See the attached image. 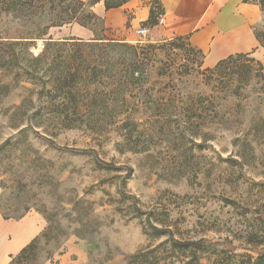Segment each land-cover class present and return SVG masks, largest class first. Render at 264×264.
Here are the masks:
<instances>
[{"label":"rangeland","instance_id":"374dc122","mask_svg":"<svg viewBox=\"0 0 264 264\" xmlns=\"http://www.w3.org/2000/svg\"><path fill=\"white\" fill-rule=\"evenodd\" d=\"M16 14L0 11V208L46 218L30 264L264 256V54L218 66L183 38L64 43L79 24L50 28L43 54L36 37L66 15Z\"/></svg>","mask_w":264,"mask_h":264},{"label":"crops","instance_id":"0c3cea01","mask_svg":"<svg viewBox=\"0 0 264 264\" xmlns=\"http://www.w3.org/2000/svg\"><path fill=\"white\" fill-rule=\"evenodd\" d=\"M87 1V0H85ZM164 15L162 24L151 23V3L146 0H128L119 7L106 9L104 0L93 10L104 20L105 40L133 41L135 38L161 40L183 38L205 56L208 65L237 53L262 56L255 28L263 23L260 5L252 0H158ZM83 39L95 34L91 29L77 25ZM148 28L145 36L138 28ZM2 187L0 185V196ZM47 220L40 212L30 210L19 218L5 217L0 208V264H9L47 228ZM66 262L60 257V264ZM43 264H53L46 260Z\"/></svg>","mask_w":264,"mask_h":264},{"label":"trees","instance_id":"16d2710c","mask_svg":"<svg viewBox=\"0 0 264 264\" xmlns=\"http://www.w3.org/2000/svg\"><path fill=\"white\" fill-rule=\"evenodd\" d=\"M100 0H0V11L1 13H9V14H16L18 11L26 10L28 13H35L36 11H40L41 15L49 16L51 14H54L57 9L59 11L66 15L64 17H60L59 19L56 18H49L46 26L41 30V32L38 34L36 38H48L49 40L46 41L45 49L43 51V54H46L48 51V48L54 43L59 42L54 40V38L50 35L49 37H46V35L49 32V29L52 27H63L65 25H71V24H79L83 27L92 28L93 23H100L102 28L100 34H103L105 26H104V20L102 17L97 15L95 11L93 10V6L99 2ZM128 0H104L106 9H111L114 7H119L123 5ZM257 2L261 10L263 12V23L261 24L264 26V0H257ZM151 3V2H150ZM163 13V9L159 3L158 0H153L151 3V23L155 24L157 22L156 17L158 14ZM17 15V14H16ZM95 37L94 40H104L102 37H98V32H94ZM255 35L261 44V46L264 47V27L262 29H259V27L255 28ZM21 38V37H19ZM31 39L33 37H23ZM72 40L73 42H83V38L81 37H71L64 40L65 42H69ZM88 43V42H84ZM43 54H40L39 56H43ZM253 52L249 53H237L230 55L229 57L221 60L218 64V66L228 64L230 62H234L238 59L245 58L247 61L254 62L256 59L255 57H252ZM37 59H40V57H37ZM262 71V77L264 78L263 73V66L261 64V70ZM4 214V212H3ZM5 217H11L6 214H4ZM39 238L37 237L35 240H33L29 245H27L25 248L22 249V251L16 255L13 256L11 262L9 264H30L33 262V254L34 251L37 248V244L39 242ZM251 257V256H249ZM253 264H264V256L258 257L256 260H254Z\"/></svg>","mask_w":264,"mask_h":264},{"label":"built area","instance_id":"2783aa9c","mask_svg":"<svg viewBox=\"0 0 264 264\" xmlns=\"http://www.w3.org/2000/svg\"><path fill=\"white\" fill-rule=\"evenodd\" d=\"M157 23L162 24L164 22V15L163 13H160L157 15L156 17ZM149 32L148 28H144V27H139L138 28V34L141 36H145L147 35Z\"/></svg>","mask_w":264,"mask_h":264}]
</instances>
